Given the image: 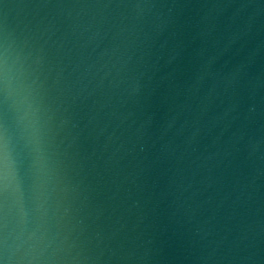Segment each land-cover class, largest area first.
Instances as JSON below:
<instances>
[{"label":"water","instance_id":"water-1","mask_svg":"<svg viewBox=\"0 0 264 264\" xmlns=\"http://www.w3.org/2000/svg\"><path fill=\"white\" fill-rule=\"evenodd\" d=\"M0 264H264V0H0Z\"/></svg>","mask_w":264,"mask_h":264}]
</instances>
